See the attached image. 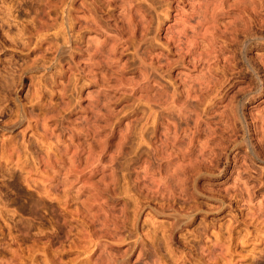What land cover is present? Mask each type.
<instances>
[{
	"label": "rangeland",
	"instance_id": "1",
	"mask_svg": "<svg viewBox=\"0 0 264 264\" xmlns=\"http://www.w3.org/2000/svg\"><path fill=\"white\" fill-rule=\"evenodd\" d=\"M0 264H264V0H0Z\"/></svg>",
	"mask_w": 264,
	"mask_h": 264
}]
</instances>
